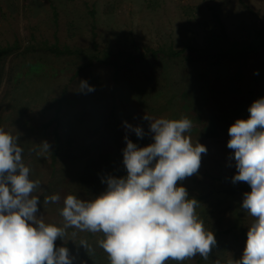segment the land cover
Here are the masks:
<instances>
[{
  "label": "rangeland",
  "instance_id": "rangeland-1",
  "mask_svg": "<svg viewBox=\"0 0 264 264\" xmlns=\"http://www.w3.org/2000/svg\"><path fill=\"white\" fill-rule=\"evenodd\" d=\"M94 38L103 51L215 47L225 41L230 53L221 65L183 58L128 63L114 90L113 65L96 62L77 73L87 62L84 55H57L44 48V42H59L91 52ZM7 44L17 48L0 56V128L19 137L30 179L40 182L32 195L40 200L38 215L45 223L64 227L60 213L67 195L92 201L106 190L102 180L127 174L125 136L138 147L154 142L146 116L187 117L193 126L186 135L207 152L198 172L177 186L198 201L196 215L215 234L216 245L207 258L197 254L165 264H197L200 257V264L241 259L255 218L241 208L250 186L232 182L237 169L234 151L227 147L228 130L264 98V0H0V45ZM241 54L245 58L236 59ZM82 81L95 90H81ZM125 122L142 127L144 137ZM57 124L60 151L53 164ZM57 194L58 203H44ZM70 233L67 227L65 234Z\"/></svg>",
  "mask_w": 264,
  "mask_h": 264
},
{
  "label": "clouds",
  "instance_id": "clouds-1",
  "mask_svg": "<svg viewBox=\"0 0 264 264\" xmlns=\"http://www.w3.org/2000/svg\"><path fill=\"white\" fill-rule=\"evenodd\" d=\"M85 88L95 90L82 81L80 89ZM248 111L247 119H237L228 130L227 147L234 151L237 169L232 182L250 186L241 208L255 218L235 264H264V98L254 101ZM145 119L154 142L138 147L125 136L127 174L102 180L106 190L92 201L67 195L60 213L64 227L39 217L40 200L32 193L40 182L30 179L19 137L0 128V264H73L70 250L55 243L63 239L67 227L102 232L105 238L98 243L110 264H165L197 254L207 258L216 245L215 234L206 231L196 215L198 201L188 197L184 186H177L198 172L207 148L194 146L186 135L193 126L187 117ZM125 127L141 139L145 135L142 127L127 122ZM41 144L49 150L47 141ZM59 201L57 194L44 203ZM81 245L87 249L86 242Z\"/></svg>",
  "mask_w": 264,
  "mask_h": 264
},
{
  "label": "trees",
  "instance_id": "trees-1",
  "mask_svg": "<svg viewBox=\"0 0 264 264\" xmlns=\"http://www.w3.org/2000/svg\"><path fill=\"white\" fill-rule=\"evenodd\" d=\"M221 27L222 34L224 36H227L224 24L221 23ZM96 34L97 33L94 30V36H96ZM261 42L263 43V40H261ZM94 46L95 49L90 52L81 47L71 46L70 44L61 45L59 42H44V48L57 55H84V58L87 59V62H85L84 65L80 66L77 73H80L81 70L95 64L96 62L113 65L116 69L114 76V90L118 88V74L121 67L128 63L138 65V63H142L146 61V59L159 60L161 58H183L187 60L205 59L214 64L221 65L223 60L228 56L227 54L230 53V47L225 41H223V44L222 42L218 43V45H216L215 47L185 44L183 47L178 48L173 47L172 45H170L169 47L148 46L144 48L136 46L135 50L121 49L119 51H103L98 48V41L94 38ZM16 48V44L0 45V56L7 55L14 51ZM241 58L244 59L245 54L237 55L236 57V59ZM60 102L61 99L59 98V103ZM58 112L59 109H57V113L54 117L57 120ZM50 122H52V120ZM47 125L48 123L45 124V126ZM58 126L59 124H57L54 129L55 147L52 150L53 164L57 161L60 151V134L58 132ZM189 198L193 197L191 196ZM68 229L71 230V233L65 234L63 239H58L55 243L57 248L63 246L67 247L70 250V255L73 258V264H110L108 254L103 248L99 246L98 243L100 240L105 238L102 232L92 233L89 231H81L74 227H68ZM82 241L86 242L87 249L83 245H81ZM201 262L202 257H200L197 264H200Z\"/></svg>",
  "mask_w": 264,
  "mask_h": 264
}]
</instances>
